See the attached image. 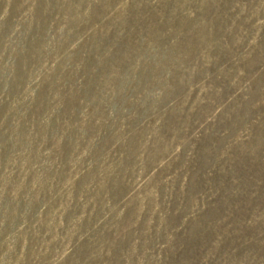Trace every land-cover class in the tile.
<instances>
[{
	"label": "rangeland",
	"instance_id": "1",
	"mask_svg": "<svg viewBox=\"0 0 264 264\" xmlns=\"http://www.w3.org/2000/svg\"><path fill=\"white\" fill-rule=\"evenodd\" d=\"M0 264H264V0H0Z\"/></svg>",
	"mask_w": 264,
	"mask_h": 264
}]
</instances>
